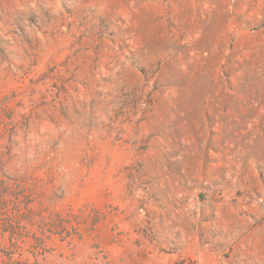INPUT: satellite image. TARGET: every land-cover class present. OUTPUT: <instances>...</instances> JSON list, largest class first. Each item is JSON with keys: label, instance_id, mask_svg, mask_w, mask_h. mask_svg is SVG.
I'll list each match as a JSON object with an SVG mask.
<instances>
[{"label": "rangeland", "instance_id": "374dc122", "mask_svg": "<svg viewBox=\"0 0 264 264\" xmlns=\"http://www.w3.org/2000/svg\"><path fill=\"white\" fill-rule=\"evenodd\" d=\"M0 264H264V0H0Z\"/></svg>", "mask_w": 264, "mask_h": 264}]
</instances>
